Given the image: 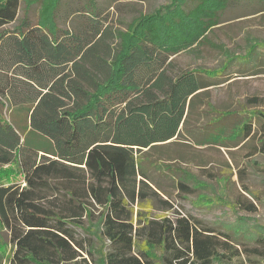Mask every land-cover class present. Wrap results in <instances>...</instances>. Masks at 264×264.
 Masks as SVG:
<instances>
[{"label": "trees", "instance_id": "obj_1", "mask_svg": "<svg viewBox=\"0 0 264 264\" xmlns=\"http://www.w3.org/2000/svg\"><path fill=\"white\" fill-rule=\"evenodd\" d=\"M248 3L264 11V0H170L115 30L98 0H0V166L20 175L0 179L8 264H232L251 241L264 263V226L243 218L215 233L174 208L158 180L202 187L167 148L186 134L216 145L251 134L249 120L221 124L225 111L198 136L190 119L219 72L253 64L264 42L221 70L170 58Z\"/></svg>", "mask_w": 264, "mask_h": 264}, {"label": "rangeland", "instance_id": "obj_2", "mask_svg": "<svg viewBox=\"0 0 264 264\" xmlns=\"http://www.w3.org/2000/svg\"><path fill=\"white\" fill-rule=\"evenodd\" d=\"M75 1L66 0V3ZM169 2L98 0L108 23L115 30L125 29L138 14L151 12ZM24 5L22 1L18 19L23 15ZM249 6L248 3L243 7L226 9L220 22L208 30L202 43L178 45L172 49L174 52L170 58L175 68L221 70L228 57H243L252 43L264 42V11L251 13ZM261 56L247 65L236 60L219 72L218 83L201 93L198 112L190 119V127L198 136L213 129L214 126L207 122L216 117L217 112L225 111L232 116L221 124L230 131L234 123L249 120L251 134L235 142L218 145L197 144L186 134L167 148L179 152L181 158H176V163L194 173L202 187L185 194L176 190L170 179L164 176L158 179L162 195L169 196L174 208L198 218L205 226L212 227L215 233L224 231V225L243 218L248 223L264 226V153L258 147L264 137V53ZM8 178L19 179L20 175L12 166H0V179ZM246 245L251 251L246 253L242 245H237L239 254L232 258L231 263L264 264L262 256L254 248L260 250L261 246L253 241ZM11 251L8 234L0 227V264H8L7 255Z\"/></svg>", "mask_w": 264, "mask_h": 264}]
</instances>
